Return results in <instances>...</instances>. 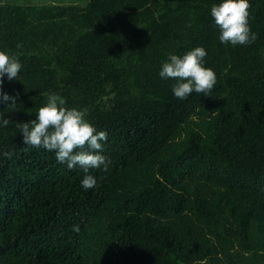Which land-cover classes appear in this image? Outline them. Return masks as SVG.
Wrapping results in <instances>:
<instances>
[{
    "label": "trees",
    "instance_id": "16d2710c",
    "mask_svg": "<svg viewBox=\"0 0 264 264\" xmlns=\"http://www.w3.org/2000/svg\"><path fill=\"white\" fill-rule=\"evenodd\" d=\"M219 2L0 0V51L23 65L0 103V264H264V0L236 46ZM195 47L217 83L181 100L159 72ZM52 93L107 132L95 188L23 143Z\"/></svg>",
    "mask_w": 264,
    "mask_h": 264
},
{
    "label": "clouds",
    "instance_id": "9594fccd",
    "mask_svg": "<svg viewBox=\"0 0 264 264\" xmlns=\"http://www.w3.org/2000/svg\"><path fill=\"white\" fill-rule=\"evenodd\" d=\"M251 4L249 0H220L213 4L210 13L215 25L219 28V40L225 45H249L257 36L249 24ZM18 48L22 44L17 45ZM20 53L8 49L0 51V103L15 107L17 97L3 91L4 77L17 80L23 67ZM207 52L204 47H195L182 57L170 54L161 66L159 76L162 79L172 78L176 83L172 87L174 96L187 99L192 93L208 94L217 83L213 69L204 66ZM87 109L66 107V101L59 94L47 96V102L40 107L36 118L24 123H17L22 133L24 145L33 148H44L54 151L56 159L71 169L80 168L84 172L81 186L92 189L97 186V178L92 170L108 171L112 161L101 154L102 143L107 140L106 131H98L86 117ZM8 119H3L7 126ZM4 155L11 158L10 152ZM79 231V226H74Z\"/></svg>",
    "mask_w": 264,
    "mask_h": 264
},
{
    "label": "rangeland",
    "instance_id": "374dc122",
    "mask_svg": "<svg viewBox=\"0 0 264 264\" xmlns=\"http://www.w3.org/2000/svg\"><path fill=\"white\" fill-rule=\"evenodd\" d=\"M42 1H53V0H35V2H42Z\"/></svg>",
    "mask_w": 264,
    "mask_h": 264
}]
</instances>
